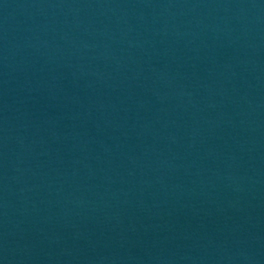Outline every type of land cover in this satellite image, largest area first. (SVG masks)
Segmentation results:
<instances>
[{"label": "water", "instance_id": "1", "mask_svg": "<svg viewBox=\"0 0 264 264\" xmlns=\"http://www.w3.org/2000/svg\"><path fill=\"white\" fill-rule=\"evenodd\" d=\"M0 264H264V0H0Z\"/></svg>", "mask_w": 264, "mask_h": 264}]
</instances>
